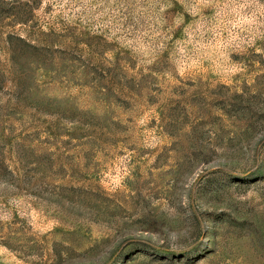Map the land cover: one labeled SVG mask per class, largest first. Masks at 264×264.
Here are the masks:
<instances>
[{"label":"rangeland","instance_id":"1","mask_svg":"<svg viewBox=\"0 0 264 264\" xmlns=\"http://www.w3.org/2000/svg\"><path fill=\"white\" fill-rule=\"evenodd\" d=\"M0 264H264V0H0Z\"/></svg>","mask_w":264,"mask_h":264}]
</instances>
